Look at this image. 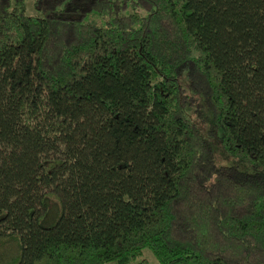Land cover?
<instances>
[{"label":"trees","instance_id":"trees-1","mask_svg":"<svg viewBox=\"0 0 264 264\" xmlns=\"http://www.w3.org/2000/svg\"><path fill=\"white\" fill-rule=\"evenodd\" d=\"M33 6L0 0V264H264V0Z\"/></svg>","mask_w":264,"mask_h":264},{"label":"rangeland","instance_id":"rangeland-1","mask_svg":"<svg viewBox=\"0 0 264 264\" xmlns=\"http://www.w3.org/2000/svg\"><path fill=\"white\" fill-rule=\"evenodd\" d=\"M25 10L28 14H31V15L36 14V10L33 6V0H25ZM87 20L95 22V23H100L99 21H97V18L94 17L93 15L89 16ZM215 147L220 152V149H218V146H215ZM220 154H221V152H220ZM217 156H219V154ZM216 163L219 164V162H217V160H216ZM225 163L226 164H232V161H225ZM140 263H142V264H157L158 260L156 259L155 255L153 254L151 249L148 247H145L141 250V252L138 255H136L134 258H132L131 260H129L127 263H124V264H140ZM104 264H117V263L114 261H106V262H104Z\"/></svg>","mask_w":264,"mask_h":264}]
</instances>
